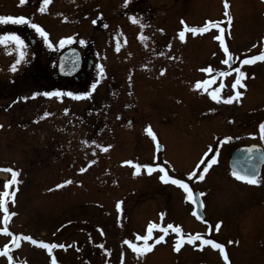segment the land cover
<instances>
[{
    "label": "rangeland",
    "instance_id": "obj_1",
    "mask_svg": "<svg viewBox=\"0 0 264 264\" xmlns=\"http://www.w3.org/2000/svg\"><path fill=\"white\" fill-rule=\"evenodd\" d=\"M228 3L230 25L224 0H129L127 7L124 0H51L44 12L39 11L42 0L25 2L21 15L40 24L51 40L83 39L97 52L94 83L99 82L94 90L87 84L76 91L91 92L90 97H69L68 113L60 98L50 106L43 104L49 102L45 96L33 99L27 81H21L18 93H13L9 79L37 50L24 35L30 31L35 38L41 36L30 25L0 24V33L18 32L27 44L15 72L11 66L19 51L11 43L0 45V168L19 171V183L8 189L15 191L14 203L9 199L7 205L15 215L7 227L13 234L66 246L49 254L26 240L14 246L10 235L0 233V249L9 247L15 264H51L53 254L58 264H226L210 245L201 249L185 242L175 251L177 235L170 230L164 242L154 244L164 234L159 228L148 241L153 249L138 256L124 241L142 246L137 235H145L150 223L173 224L185 234L201 233L223 243L230 264H264V222L255 220L264 214V166L260 183L240 182L228 168L226 153L219 151L215 165L206 166L203 180L188 176L193 171L200 174L201 161L217 154L210 146L198 147L208 129L193 122L198 116L244 117L248 142H259L258 125L264 121V61L246 68L240 102H217L210 90L221 83L215 72L224 69L217 63L223 49L215 39L221 35L219 29L212 27L202 34L189 31L184 40L179 38L182 20L189 28L218 21L228 49L253 56L264 48V0ZM5 10L13 12V7L0 9ZM133 16L145 26L133 22ZM201 66L213 69L203 76L214 74L218 79L211 88L206 86L207 91L195 87ZM220 94L229 96L223 87ZM25 96L29 99H18ZM44 112L51 115L44 117ZM149 126L156 140L148 134ZM156 141L164 144L162 152H156ZM135 164L163 165L169 175L203 193L206 218H195L187 193L161 181L159 169L149 173L141 168L134 174ZM9 179L11 173L0 171V192ZM65 180L72 183L56 187ZM3 217L0 208V227H5ZM0 264H9L6 255H0Z\"/></svg>",
    "mask_w": 264,
    "mask_h": 264
},
{
    "label": "snow or ice",
    "instance_id": "obj_2",
    "mask_svg": "<svg viewBox=\"0 0 264 264\" xmlns=\"http://www.w3.org/2000/svg\"><path fill=\"white\" fill-rule=\"evenodd\" d=\"M25 2H26V0H19V3L21 5H23ZM50 2H51V0H42V5L39 8V11L44 12L46 10L45 5H48ZM128 3H129V0H124V6L125 7H127ZM224 6H225V13L224 14L227 17V20H228L229 25H230L233 17L231 16V14L228 11V8H229L228 0H224ZM65 19H67V18L65 17ZM131 19L135 23H140L141 27L145 26L141 23V21L137 17L133 16V17H131ZM9 23L16 24V25H30L31 28L35 30V32L39 33L40 36L45 38V40L48 42L49 47L54 46L52 44L51 40L48 39L49 33L47 31H45V29L40 24L32 22V20H30L28 17H26L24 15H0V24H9ZM181 23L184 24V29L179 32V38L181 40L185 39V33L189 32V31L192 32L193 34H195V33H201L202 34L206 31H208L212 27L219 29L221 35H217L215 37V39L220 41L221 46L223 47L224 53L227 54V58L223 60V63L225 65L230 64V62L233 60V55L231 52H229L227 45L224 43V36H223L224 29L220 26L221 22L208 21L202 27H192V28H189L188 25L183 20L181 21ZM161 31H163V30L161 29ZM140 38L141 39L145 38L143 33L140 34ZM72 39H73L72 37H67L65 39H62L60 41V46L62 47L65 43H71ZM80 42L84 43L83 40H81ZM10 43L13 44L15 46V48L19 51V58L11 66V71L15 72V71H17V66L21 63L22 60H24V57H25L24 49L27 47V44H26V41L23 38V36L21 34H19L18 32L8 31V32L0 33V45L7 46ZM169 47H170V45H169ZM117 51H119V45H117ZM236 59H239V57H237ZM256 61H264V52H261L258 55L249 56V57L241 60L240 63L243 65H247V64H253ZM73 67H75V65H73ZM99 69H100V74L103 75L104 74L103 66L102 65L99 66ZM63 70H64V65L62 64L61 65V71H63ZM163 71L164 70L162 69L161 70L162 74H163ZM201 71L206 72V73H211L213 71V69L209 66L207 68L202 69ZM233 71L235 73H237V75L235 77L234 82L231 85L232 89L235 90V89H237L238 86L246 87V85L242 84V81L245 78L246 73L243 72L240 67L234 68ZM219 75L220 76H227V75H229V73L228 72H220ZM129 79H131V77ZM215 80H216V76H212L211 81L214 82ZM98 82L99 81L92 84L93 90L96 88V84ZM209 83H210V81L207 79L203 80V81H198L195 84V87L196 88H204V90L207 91L206 86ZM222 87H223V85L215 88V90H213L210 93L212 100L217 101V102L223 101L226 103H232L233 101H238L239 98L243 95L242 92H240L239 90H236L233 95H229L227 97H222L220 94ZM41 94L45 97H50V98L56 97V98L63 99L65 96H68V97H71V98L77 99V100L88 98L91 96V92L68 91L65 93L61 90H54V91H45L43 93L34 92V93H32V98H35L36 96H39ZM18 99L27 100V99H29V97L25 96V97L18 98ZM64 112L68 113L69 109H67V108L64 109ZM49 115H51V114L48 112L43 113L44 117H47ZM0 127H2V125H0ZM147 132L153 138V140H156V133L152 130V128L150 126L147 128ZM259 133H260L261 138H264V122H261L259 125ZM231 139H233V137H231V136L224 137L225 142L230 141ZM84 143L87 144L88 141H84ZM91 143L94 144L95 141H92ZM107 147H111V146L109 145ZM156 147L157 148L160 147L159 141L156 142ZM255 147L256 146L253 145L247 151L249 153H252V151ZM104 150L106 151L107 148H104ZM209 150L211 151V149H209ZM248 159L251 160L252 156L249 155ZM261 159L264 160V155H262ZM215 162H216V156L214 155L209 161H207V164L210 167L211 164H213ZM124 163L125 164H132L133 162L132 161H124ZM201 163H204V161H201ZM141 168H146L149 173L155 171L156 169H159V171L161 173H163L159 177V179L161 181H164L165 183L171 182L172 184L179 186L180 188H182L184 190L185 193H187V199L188 200L192 201L193 204H197L200 207H203L202 201H198V200L194 199L193 190L189 186V183H187L184 179H180V178H177L173 175H169L168 170L163 165L157 164L154 168L152 164H145V165L135 164V173L134 174L139 173ZM0 171H7V172L11 173V179L7 180L4 184L5 190L0 192V208H2L3 212H4L3 223L5 225V227H0V233L10 235L12 237L11 243L17 247L19 246V244L22 240H26V241H30L33 245H38V246L46 249L49 254H52L53 250L56 248H62V249L65 248L66 246L64 244L37 241L36 239H34L33 237H31L29 235L13 234L10 232L7 225L9 223L10 217L15 215V213L9 212L7 205H8L9 199H11L12 202L14 203L15 191H9L8 189L10 188V186L16 185L19 183V181H18L19 171L16 169H13L11 167L0 168ZM80 171L83 172V171H85V169L81 168ZM207 171H208V167H204L200 174H198L196 171H193V172L188 173V176L190 178L195 177L198 180H203L204 179L203 173H206ZM232 175L234 177H236L237 179L242 180V181H246L250 184H258L261 182L260 179L258 178V174L256 172H248L246 170H239L236 168L235 165L233 166ZM69 183H72V181L71 180H65L63 182V184L57 185L56 187L59 188V187H62L64 184H69ZM199 195L203 196L204 194L200 193ZM117 207L118 208L120 207V203L117 204ZM196 214L199 216V218L201 220L204 219L202 214H199V213H196ZM163 215L164 214L161 213V217H163ZM204 222L206 224L208 223L206 220ZM158 228L164 234L156 237L154 244H159L160 242H164L165 241V235L169 232V229H171L173 232L178 234L177 239L175 240V244H174V250L175 251L179 252L181 250V247L183 246V244L185 242L192 244L196 247H199L201 249H203V247L205 245H210L212 248L218 249L220 251L224 261L226 262V264H230L229 256L225 250V245L223 243H218L215 239L205 238L204 235H202L201 233H196L195 235H192L190 233L185 234V233H183L180 226H174L173 224H168L166 227H161L160 225H158L156 223H150L147 226V233L145 235H143V236L137 235V239L144 242L142 246H138L137 244H134L130 240H125L124 243L128 244L138 256L144 255L153 249L154 244L148 243V241L153 237V230L158 229ZM211 228H212V226L210 225L209 230H211ZM219 228H220V223H217L215 225V229L218 231ZM196 241H200V244L197 245ZM229 243H232V241H229ZM236 243H238V241ZM101 247H103V245H101ZM105 251L108 252L109 250L105 249ZM0 255H6L7 259L9 260V264H15V261L13 260V256L11 255V249L9 247L5 246L3 249H0ZM51 264H58L57 258L54 254L51 255ZM121 264H123L122 261H121Z\"/></svg>",
    "mask_w": 264,
    "mask_h": 264
},
{
    "label": "flooded vegetation",
    "instance_id": "obj_3",
    "mask_svg": "<svg viewBox=\"0 0 264 264\" xmlns=\"http://www.w3.org/2000/svg\"><path fill=\"white\" fill-rule=\"evenodd\" d=\"M27 3L31 2V0H26ZM112 2V0H111ZM143 3H145L143 1ZM13 7V12H9L8 10L5 11H0V15H21L22 13V7L26 6V5H21L19 3V0H0V9H5V8H9V7ZM141 5H137V7H139ZM100 17H103L100 15ZM104 19V18H102ZM150 20V18H148ZM11 29V28H10ZM8 29V30H10ZM51 34H49L48 39L51 40L50 37ZM25 39L27 40V42L29 41V44L31 45V47H34L36 50V55L33 57L32 60L28 59L26 61V63L24 64L22 70L20 72H18L17 75L11 77L9 80H12L11 85H12V89H13V93H18V86L22 81V84H24V81L29 82L31 88L30 91L32 93L34 92H39V93H43L45 91H54V90H61L63 92H68V91H78L81 87H85L87 84L89 86H91L94 82H95V77H96V72H97V68H98V64L96 62V58H97V52L95 51V49L93 48V45L90 43H86L82 38L84 43H81L80 41H77V44H80L83 46V50L81 51V49L76 45V43H65L62 47H59V43L62 39H53L51 40L52 44L54 45L53 47H49L48 42L45 40L44 37H38L35 38L30 31L27 32L25 35ZM71 47H75L79 50L80 54H81V65L80 68L73 74L71 75H60L58 72V68H59V58L61 56V54L71 48ZM263 49V48H262ZM262 49L259 51H255L253 52V55H258L259 53L262 52ZM84 52V53H83ZM229 52L232 53L233 55V60L230 62V64L225 65L223 63V60L227 58V54L224 53L223 49L221 51V59L218 60V65H221L224 69H222L221 72H228L229 75L227 76H220L219 73L220 72H215L216 75H218L220 78V85H218L217 87H220L221 85H223V88L225 90V93L227 92L229 95H233L234 92L236 90L242 89L243 87L238 86L237 89H232L231 85L235 80V77L237 75V73H235L233 71L234 68L236 67H240L241 70L243 72H246V68H250L255 67V65H258V63L260 64L261 61H256L253 64H247V65H243L240 63L241 60L247 58L246 57V53H242L238 54V52L229 49ZM237 53V54H236ZM237 57H239V59H236ZM90 63V65H89ZM90 67L89 72H87V67ZM28 67V68H27ZM207 68L209 66H201V68ZM219 70V69H218ZM202 73H206L201 71V78L199 79V81H203V80H209L210 83L207 85L209 88H211L213 86V84L215 82H217V80H215L214 82L211 81V77L214 76V74L211 75H202ZM208 74V73H206ZM21 75V76H20ZM21 78V79H19ZM245 79V78H244ZM244 79L242 81V84H244ZM216 87V88H217ZM214 89V88H213ZM213 89H211L210 91H213ZM11 90H9L8 92H10ZM39 96H43L42 94ZM49 98V102H44L43 104H48V106H50L51 104H53L55 102V100L57 99L56 97H47ZM17 98H15L14 100H16ZM35 100L38 101L37 97L33 98ZM242 99V97L239 98L238 102H240ZM61 102L60 104L63 106L64 109H69V97L65 96L63 99H60ZM217 113L214 114H210L204 116H198L193 122L201 127H208V129L206 130V132L204 134H201V140L203 142V145H200L198 147H203V146H210V148L212 147L216 154V158H219L218 155L219 153L223 152L226 153V162L229 168V158L231 156V153L239 146H243V145H251V144H260L261 141L259 139V142H248L246 141V135L244 131V121L245 118L243 117L242 120H237L233 114V117H231L232 114H229L228 117L226 116L225 118H214L216 116ZM2 115L0 114V125H1V119H2ZM54 115V114H53ZM53 115L51 118V121L53 119ZM38 121V120H37ZM36 121V122H37ZM37 124V123H36ZM259 127V125H258ZM242 132V134H240ZM258 134H259V130H258ZM226 136H231L233 137V139H231L230 141L225 142L224 141V137ZM186 140V139H185ZM188 140V139H187ZM157 142V141H156ZM155 142V144H156ZM192 147V145H190ZM221 151V152H219ZM205 158H207V156H205ZM204 163H202V167H206L207 164V159L203 160ZM218 161V160H217ZM199 164V163H198ZM215 164H211L210 167H212ZM263 169V168H262ZM231 174L232 171L229 168ZM262 174V172H261ZM233 176V175H232ZM261 176V175H260ZM234 180L240 181V182H244L246 183V181H242L237 179L236 177H234ZM256 223H261L264 222V214L262 215H256L255 217ZM257 223V224H258Z\"/></svg>",
    "mask_w": 264,
    "mask_h": 264
},
{
    "label": "water",
    "instance_id": "obj_4",
    "mask_svg": "<svg viewBox=\"0 0 264 264\" xmlns=\"http://www.w3.org/2000/svg\"><path fill=\"white\" fill-rule=\"evenodd\" d=\"M62 64L64 65L63 71H61ZM73 65H75V67H73ZM80 65H81V54L77 48L71 47L65 50L61 54L59 58L58 72L60 75H71L80 68ZM89 70H90V67L88 66L87 72H89ZM260 140H261V144H251V145L240 146V147H237L232 152V155L229 160V165L232 171H233V166L235 165L236 168L239 170H246L248 172H256L258 174V177L261 175L262 166L264 165V160L261 159L262 155H264V138H261L260 136ZM253 145H255L256 147L253 149L252 153H249L247 150ZM163 148H164L163 144H160L159 148L156 147V151L160 152L163 150ZM249 155L252 156L251 160L248 159ZM193 194H194V199L198 201H202L198 190H193ZM193 205H194V214L197 217V219L201 220L196 213L202 214L203 218L205 219L206 214L204 212V207H200L197 204H193Z\"/></svg>",
    "mask_w": 264,
    "mask_h": 264
}]
</instances>
